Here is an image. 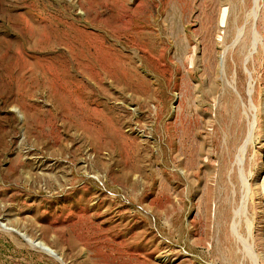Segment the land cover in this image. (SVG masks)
<instances>
[{
  "label": "rangeland",
  "instance_id": "rangeland-1",
  "mask_svg": "<svg viewBox=\"0 0 264 264\" xmlns=\"http://www.w3.org/2000/svg\"><path fill=\"white\" fill-rule=\"evenodd\" d=\"M0 264H264V0H0Z\"/></svg>",
  "mask_w": 264,
  "mask_h": 264
}]
</instances>
